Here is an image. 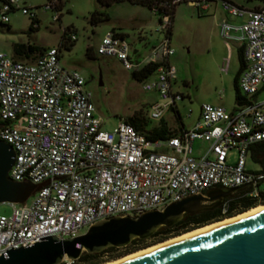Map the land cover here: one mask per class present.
<instances>
[{"label":"built area","instance_id":"obj_1","mask_svg":"<svg viewBox=\"0 0 264 264\" xmlns=\"http://www.w3.org/2000/svg\"><path fill=\"white\" fill-rule=\"evenodd\" d=\"M186 1L199 10L209 8L208 0ZM213 1L227 14L218 23L221 36L242 48L244 65L237 84L245 101L232 110L204 102L190 128L182 125L165 138L148 139L123 117L111 130L102 127L85 77L61 62L62 47L76 39L67 27L58 46L26 58L0 50V138L15 151L9 175L36 184L26 201L11 202L10 214L0 213V254L48 235L76 236L98 220L163 209L215 188H242L253 198L264 196L259 187L264 170L246 165L252 149L264 145V98L255 97L264 89V4ZM58 2L47 0L45 7L56 9ZM14 8L28 14L33 27L39 26L35 11L20 0H0V23L9 22ZM171 26V15H160L164 37L147 53L133 48L116 29L97 47V53L116 57L132 72L157 63L143 80L145 90L160 96L150 104L148 118L161 119L171 110L177 120L176 103L184 96L172 87L176 67L169 61L174 52L168 36ZM196 140L206 144L198 152ZM232 149L237 151L235 162L228 161ZM227 209L224 202L222 213Z\"/></svg>","mask_w":264,"mask_h":264},{"label":"rangeland","instance_id":"obj_2","mask_svg":"<svg viewBox=\"0 0 264 264\" xmlns=\"http://www.w3.org/2000/svg\"><path fill=\"white\" fill-rule=\"evenodd\" d=\"M230 1L246 7L264 4L260 0ZM207 2L209 8L199 10L188 1H181L176 5L172 23L171 46L174 52L169 61L176 67L172 87L184 95L176 105L187 128L198 119L204 102L222 105L228 110L237 106L234 94V76L239 67L237 46L220 34L218 20L227 16L220 2H217V7L215 1ZM20 3L35 11L39 26L37 29H30L31 18L28 14L23 13L20 8L10 10L8 24H0V50L17 57L13 50V44L17 42L35 44L40 49L58 46L63 28L69 27L76 39L71 45L62 47L60 59L64 66L77 69L85 77L96 114L103 121L102 127L111 130L120 117L126 119L138 111L148 116L150 104L160 100L159 94L154 90H145L144 79H135L132 71L126 69L119 59L97 53V47L108 31L116 29L126 35L133 48L147 53L164 37L159 30L158 14L146 5L128 0L114 1L109 5H101L98 0H59L56 9L46 8L47 0H20ZM94 11L105 12L109 17L92 23L90 17ZM53 14H58L59 17L53 19ZM88 46L91 47L94 58L87 56ZM255 97L264 98V89ZM163 119L171 129L179 130L180 121L175 119L171 110L164 113ZM159 123L160 119L149 118V127ZM203 145L206 144L196 140L195 152ZM236 156L237 151L232 149L228 161L235 162ZM246 165L249 169L261 170L263 162L255 160L249 154ZM259 187L264 189V180ZM259 204L264 202H258L257 205ZM11 210V202L0 203V213L8 215ZM239 213L241 212L234 215ZM224 218L227 217L222 219ZM215 221L218 220H213ZM83 231L85 230H81ZM171 236L173 237H168ZM161 240L147 239L135 249L141 250L142 247L152 246ZM135 249L129 251L125 246H117L105 253L97 264L122 258L127 256L126 253L129 255L131 251L136 252Z\"/></svg>","mask_w":264,"mask_h":264},{"label":"water","instance_id":"obj_3","mask_svg":"<svg viewBox=\"0 0 264 264\" xmlns=\"http://www.w3.org/2000/svg\"><path fill=\"white\" fill-rule=\"evenodd\" d=\"M14 158L13 146L0 138V203H22L36 187L29 180L10 177ZM230 190L191 194L163 209L146 210L136 216H111L72 237L48 235L32 245L0 254V264H59L65 258L76 260L86 252L126 246L135 238H148L161 226L172 225L186 213L204 208V201H215ZM117 264H264V209Z\"/></svg>","mask_w":264,"mask_h":264},{"label":"trees","instance_id":"obj_4","mask_svg":"<svg viewBox=\"0 0 264 264\" xmlns=\"http://www.w3.org/2000/svg\"><path fill=\"white\" fill-rule=\"evenodd\" d=\"M98 1L101 5H109L112 2L119 1V0H98ZM128 1L132 3H140V4L148 6L156 14H158V20H160V15H162L163 13L165 12L169 13L171 15L172 23H173L174 11H175L176 5L180 3L181 1H186V0H181L177 3H173L174 0H128ZM260 1L264 2V0H260ZM108 17H109L108 14L105 12L94 11L91 14L90 21L92 23H96L99 20L108 19ZM0 24H8V23H0ZM37 28L38 27H33L32 23L30 24V29L34 30ZM67 31H69V27H67ZM122 34L126 36L124 33ZM171 34H172V26H171V29L168 31V36L170 38H171ZM65 36H66V32H63L61 37L64 38ZM71 44H72V41L69 42L68 45H71ZM13 50L17 54H21V53L31 54L35 51L40 50V48L35 44L17 42L13 44ZM86 54L90 58L95 57L90 46L87 47ZM237 56H238V61H239V67L234 76V94H235L236 104H241L245 101V96L241 94L238 84H237L238 74L244 65V59H243L241 47L237 49ZM156 68H157V63H150L144 66L139 71H133L132 76L138 81H141L146 76L154 72ZM177 118L179 121H181L180 115H177ZM126 120L129 121L135 127V129H137L138 131L144 132L147 138L152 139V140L165 138L166 136L176 133L178 131L175 129H171L163 118L160 119L159 125L149 127L148 116H145L140 111L135 112L132 115L128 116ZM182 125L183 123L181 122L179 126V130L182 129ZM251 156L255 160L263 162L262 170H264V145L263 143H259L258 146L255 149H253ZM224 202L228 204V209L226 213H222V210H221ZM258 202H264V196H262L260 199L253 198L246 194L245 189L238 188V189L233 190L227 196L223 197V199L219 201L217 204H215L214 206L207 207L198 212L184 214L181 219H179L172 225L159 227L147 239H152L155 241L165 239L166 237L170 235L179 234L192 227H196L197 225H202V223H206V221L218 220L223 217L233 216L237 212L246 211L256 206ZM143 241H145V238H135L125 247H127V250L130 251L132 249H135L138 246H142ZM116 247L117 246H109L99 252L83 253L80 255L78 259L73 261V264H97L101 261V257L105 253H108L109 251H111L112 249ZM59 264H65V262L62 261Z\"/></svg>","mask_w":264,"mask_h":264},{"label":"bare ground","instance_id":"obj_5","mask_svg":"<svg viewBox=\"0 0 264 264\" xmlns=\"http://www.w3.org/2000/svg\"><path fill=\"white\" fill-rule=\"evenodd\" d=\"M264 209V204H259V205H256L244 212H241L237 215H234V216H230V217H227V218H224V219H221V220H218V221H215V222H212V223H208V224H205L203 226H200V227H197V228H194L192 230H189V231H186V232H183L179 235H176V236H173L171 238H168L164 241H161L159 243H156L152 246H149V247H146V248H143L141 250H137L136 252H132L131 254H127V256H124L122 258H118L116 260H112V261H109V262H106V263H103V264H117V263H120V262H123V261H126L128 259H132V258H135V257H138V256H141L147 252H150L152 250H155V249H158V248H161L163 246H166V245H169L171 243H174L176 241H179L181 239H184V238H187V237H190L192 235H195V234H198L200 232H203V231H206L208 229H211V228H214L216 226H219V225H222V224H225L227 222H230V221H233V220H236L238 218H241V217H244V216H247V215H250L252 213H255V212H258V211H261Z\"/></svg>","mask_w":264,"mask_h":264},{"label":"flooded vegetation","instance_id":"obj_6","mask_svg":"<svg viewBox=\"0 0 264 264\" xmlns=\"http://www.w3.org/2000/svg\"><path fill=\"white\" fill-rule=\"evenodd\" d=\"M227 189H223V188H215V189H212V190H210V191H208L207 192V194H209V193H214V192H224V191H226ZM233 190L231 189L227 194H225V195H222L221 197H219L218 199H216L215 201H213V200H208V201H204L203 203L204 204H206V206L204 207V208H202V209H205V208H207V207H210V206H214L215 204H217L219 201H221L222 199H223V197H225V196H227L229 193H231ZM202 209H200V210H202ZM200 210H198V211H200ZM198 211H195V212H198ZM189 213H194V212H189ZM187 214V213H186ZM213 221V220H212ZM208 222H211V221H206V223L208 224ZM203 224H205V223H202V226H203ZM197 226H200V225H197ZM193 228V227H192ZM191 229V228H190ZM192 230V229H191ZM147 240V238H145V241ZM144 242V241H143ZM142 242V244H144Z\"/></svg>","mask_w":264,"mask_h":264},{"label":"crops","instance_id":"obj_7","mask_svg":"<svg viewBox=\"0 0 264 264\" xmlns=\"http://www.w3.org/2000/svg\"><path fill=\"white\" fill-rule=\"evenodd\" d=\"M215 7H217V3H215ZM221 20V19H220ZM218 23H219V20H218ZM218 23H217V26H218ZM15 53V52H14ZM16 55H17V57L18 58H26V57H28L30 54H25V53H21V54H17V53H15ZM16 57V56H15ZM181 121H182V119H181ZM183 123V122H182ZM168 125V124H167ZM183 127H185V125L183 124ZM185 128H187V127H185ZM255 149V148H254ZM252 152H253V149H252ZM251 152V153H252ZM250 153V154H251Z\"/></svg>","mask_w":264,"mask_h":264}]
</instances>
